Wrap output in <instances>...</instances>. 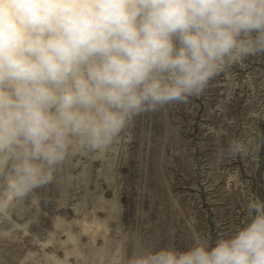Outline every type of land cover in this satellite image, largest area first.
<instances>
[{
  "label": "clouds",
  "instance_id": "clouds-1",
  "mask_svg": "<svg viewBox=\"0 0 264 264\" xmlns=\"http://www.w3.org/2000/svg\"><path fill=\"white\" fill-rule=\"evenodd\" d=\"M261 53L264 0H0V216L69 154L103 156L136 115ZM246 211L215 247L197 235L187 251L125 258L121 243L111 264H264V202L252 196Z\"/></svg>",
  "mask_w": 264,
  "mask_h": 264
},
{
  "label": "rangeland",
  "instance_id": "rangeland-1",
  "mask_svg": "<svg viewBox=\"0 0 264 264\" xmlns=\"http://www.w3.org/2000/svg\"><path fill=\"white\" fill-rule=\"evenodd\" d=\"M234 140L247 154L230 151ZM252 196L264 202V53L136 115L103 156L69 154L0 216V264H111L121 243L128 258L187 251L197 235L215 247L247 222Z\"/></svg>",
  "mask_w": 264,
  "mask_h": 264
}]
</instances>
